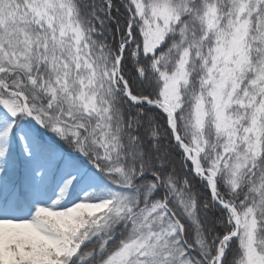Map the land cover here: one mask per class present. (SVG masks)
Here are the masks:
<instances>
[{
	"label": "snow or ice",
	"instance_id": "1",
	"mask_svg": "<svg viewBox=\"0 0 264 264\" xmlns=\"http://www.w3.org/2000/svg\"><path fill=\"white\" fill-rule=\"evenodd\" d=\"M0 264H264V0H0Z\"/></svg>",
	"mask_w": 264,
	"mask_h": 264
}]
</instances>
